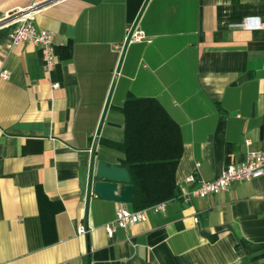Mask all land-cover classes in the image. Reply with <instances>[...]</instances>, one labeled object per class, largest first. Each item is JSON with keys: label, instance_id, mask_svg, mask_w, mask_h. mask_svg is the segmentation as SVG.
<instances>
[{"label": "crops", "instance_id": "crops-1", "mask_svg": "<svg viewBox=\"0 0 264 264\" xmlns=\"http://www.w3.org/2000/svg\"><path fill=\"white\" fill-rule=\"evenodd\" d=\"M34 4L50 73L37 47L5 49L11 15ZM245 18L264 21V0H0V264H264V178L177 196L111 237L118 203L88 196L93 157L124 159L102 140H123L128 94L179 125L178 194L189 174L211 180L264 150V29ZM134 20L149 42L121 54Z\"/></svg>", "mask_w": 264, "mask_h": 264}, {"label": "trees", "instance_id": "trees-1", "mask_svg": "<svg viewBox=\"0 0 264 264\" xmlns=\"http://www.w3.org/2000/svg\"><path fill=\"white\" fill-rule=\"evenodd\" d=\"M123 115V140H102L124 156L134 194L132 210H142L178 196L175 172L182 156L179 125L152 97L128 94L118 107Z\"/></svg>", "mask_w": 264, "mask_h": 264}, {"label": "built area", "instance_id": "built-area-1", "mask_svg": "<svg viewBox=\"0 0 264 264\" xmlns=\"http://www.w3.org/2000/svg\"><path fill=\"white\" fill-rule=\"evenodd\" d=\"M36 5H32L23 11H18L11 16L12 29L8 36V42L5 45L7 52L21 43L31 44L37 47L41 53L42 66L46 73H50L56 65V53L53 42V33L39 29L34 24V16L36 13ZM245 29H264V21L258 18H245L239 24ZM147 41L144 33L138 29L137 21H131L125 31L124 41L120 44H114L113 49L123 54L126 45L130 42ZM10 72L6 69L0 70V80H8ZM58 87V83H53L52 88ZM94 133L92 139L97 138ZM198 166V164H196ZM256 178H264V150L249 151L245 159L238 163L228 164L223 171L211 180H204L196 176L195 173L185 177L184 182L187 186L179 188L178 197L184 203H190L194 199L205 198L208 195L218 194L227 191L234 182L251 181ZM164 204L159 203L142 210H128L123 203H118L115 208V218L111 223L104 226L109 237H111L115 229H127L136 223L144 222L147 219V211L155 212L163 211ZM78 235L88 233V227L79 224L76 228Z\"/></svg>", "mask_w": 264, "mask_h": 264}, {"label": "water", "instance_id": "water-1", "mask_svg": "<svg viewBox=\"0 0 264 264\" xmlns=\"http://www.w3.org/2000/svg\"><path fill=\"white\" fill-rule=\"evenodd\" d=\"M109 159L95 161L93 157L88 196L131 205L134 190L130 184L128 163L119 157Z\"/></svg>", "mask_w": 264, "mask_h": 264}]
</instances>
